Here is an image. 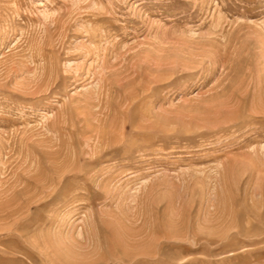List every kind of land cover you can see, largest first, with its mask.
Segmentation results:
<instances>
[{
	"label": "rangeland",
	"instance_id": "374dc122",
	"mask_svg": "<svg viewBox=\"0 0 264 264\" xmlns=\"http://www.w3.org/2000/svg\"><path fill=\"white\" fill-rule=\"evenodd\" d=\"M0 264H264V0H0Z\"/></svg>",
	"mask_w": 264,
	"mask_h": 264
}]
</instances>
